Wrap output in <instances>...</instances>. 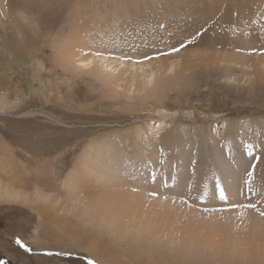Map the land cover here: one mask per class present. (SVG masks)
Returning <instances> with one entry per match:
<instances>
[{"label":"rangeland","instance_id":"1","mask_svg":"<svg viewBox=\"0 0 264 264\" xmlns=\"http://www.w3.org/2000/svg\"><path fill=\"white\" fill-rule=\"evenodd\" d=\"M42 1L0 0V264H264V0ZM127 22L147 28L121 32ZM149 59L193 68V85L139 104ZM122 76L124 90L102 84ZM201 134L233 166L215 190L191 148ZM135 156L157 173L119 176ZM166 171L184 187L167 191ZM98 190L143 204L114 216L92 206ZM153 196L177 204L152 213Z\"/></svg>","mask_w":264,"mask_h":264},{"label":"bare ground","instance_id":"2","mask_svg":"<svg viewBox=\"0 0 264 264\" xmlns=\"http://www.w3.org/2000/svg\"><path fill=\"white\" fill-rule=\"evenodd\" d=\"M49 1H47V0H43L42 1V8H45V4H47ZM58 4H60V0H54V5H55V7H56V9L59 11V5ZM12 18H13V16H12ZM117 18H118V16H117ZM122 22H124V19L122 18V19H119L118 21H116L115 22V24L116 25H120V24H122ZM133 23V24H132ZM132 23H129V22H127L126 24H125V27H123V28H119L120 30H121V32H123V31H138V30H141V29H143V28H147V25L145 24V23H136V22H132ZM145 24V25H144ZM97 25H98V23H97ZM167 25V24H166ZM154 27H159L158 26V24H156V23H153V24H151L150 26H149V28H154ZM174 27H176V26H174ZM129 33H131V32H129ZM80 41V40H79ZM82 41H83V39H82ZM74 43H76V41L74 42ZM77 44H78V41H77ZM88 44V43H87ZM97 44V43H96ZM106 44V43H105ZM99 45V44H98ZM177 45V44H176ZM109 47V46H108ZM108 49V48H107ZM7 50V49H6ZM60 50V49H59ZM62 51V50H61ZM138 51V50H137ZM137 51H136V53H137ZM5 52V51H4ZM63 52V51H62ZM135 52V51H134ZM149 52V51H148ZM6 54H7V51L5 52ZM4 53V54H5ZM140 54V53H139ZM135 56V55H134ZM6 58V57H5ZM62 62H64V61H62ZM62 62H58V63H62ZM140 63V62H139ZM66 64V63H65ZM64 64V65H65ZM141 65H142V75H141V73H139L138 72V74H137V76H138V78L139 79H142V77L143 78H145L146 79V76H147V78H148V80H146L145 82H142L141 81V84H139V88H138V90L136 91V94L138 93V98H136V100L137 99H139V100H137V102L139 103V104H145V103H147V101L149 102V101H154V102H158V104L162 101V97H165L164 95H165V93L167 92H170V91H172V90H177L176 88H177V86L178 87H182V88H185V87H187V86H189V87H191L192 85H193V83H192V80H190L189 81V78H192V76H194V74H195V72H193L191 75L189 74V75H186V73L187 72H189V71H192L193 70V68H190V67H187V65H182L181 67H177V68H171L170 67V65H168V60H166V59H157V60H155V59H153V60H146V61H142L141 63H140ZM60 65V64H59ZM63 65V64H62ZM13 66V65H12ZM12 66H11V68H12ZM61 66V65H60ZM79 66H87V64L86 65H79ZM150 66V68H152L151 69V72H147L146 70H144L145 69V67H149ZM174 66V65H173ZM217 66V65H216ZM62 67V66H61ZM135 67V66H134ZM156 67H158L159 68V70L157 71L156 70ZM219 67H217L216 69H218ZM70 69V68H69ZM85 69H87V67L85 68ZM154 69V70H153ZM216 69H214V70H216ZM71 70V69H70ZM73 70V69H72ZM101 70H98L97 71V73L98 72H100ZM158 72L161 74L160 75V78L158 79ZM208 72V71H207ZM81 73H83V72H81ZM84 73H86V72H84ZM96 73V72H95ZM102 73V72H101ZM100 73V74H101ZM200 73V71H198V74ZM93 74H94V72H93ZM147 74V75H146ZM96 76H97V74H95ZM103 75V74H102ZM186 75V76H185ZM74 76V75H73ZM89 76V75H88ZM113 76V75H112ZM116 76V75H115ZM114 76V77H115ZM75 77V76H74ZM79 77V76H78ZM98 77V76H97ZM103 77V76H102ZM105 77V76H104ZM103 77V78H104ZM109 77V76H108ZM111 77V76H110ZM123 77V76H122ZM82 78H83V76H82ZM86 78V77H85ZM115 79V78H114ZM117 79V78H116ZM127 79V78H126ZM72 80V79H71ZM106 80H107V78H106ZM179 80H181V81H183L182 83H180V84H178L177 83V81H179ZM81 81V80H80ZM101 81V80H100ZM73 82V81H72ZM74 83V82H73ZM102 84L103 85H106V86H108V85H114L115 87H117V89H121V90H124V89H126V88H124V87H126V85L128 86V81H125V76L123 77V78H121V79H118V81H108V82H104V81H102ZM130 84V83H129ZM80 85V84H79ZM102 85V86H103ZM182 85V86H181ZM44 87H46V86H44ZM54 87V86H53ZM132 87V86H131ZM137 87V86H136ZM124 88V89H123ZM44 90V89H43ZM101 90V89H100ZM120 90V91H121ZM133 90H136L135 89V87H134V89ZM112 91V90H111ZM127 92H129V91H127ZM44 94V93H43ZM116 94V93H115ZM92 95V94H91ZM94 95V94H93ZM98 95V94H97ZM107 95V94H106ZM118 95H119V92H118ZM123 95V94H122ZM108 96V95H107ZM103 97H104V95H103ZM110 97V96H109ZM114 97V96H113ZM118 97V96H117ZM129 97V96H128ZM101 98V97H100ZM126 98V97H125ZM110 99V98H109ZM114 99V98H113ZM85 100H87V99H85ZM106 100V99H105ZM130 101H134L135 100V98L134 97H131L130 99H129ZM37 101V100H36ZM35 101V102H36ZM98 101V100H97ZM108 101V100H107ZM39 102V101H38ZM37 102V103H38ZM58 102H59V100H58ZM64 102V101H63ZM85 102V101H84ZM34 103V102H33ZM99 103H101V102H99ZM103 103V102H102ZM101 103V104H102ZM104 103H105V101H104ZM56 105V104H55ZM96 105H97V103H96ZM104 105V104H103ZM56 106H58V105H56ZM93 106V105H92ZM139 106V105H138ZM50 107H52V105L50 106ZM16 109V111H18V110H20V106H16L15 107ZM123 108V107H122ZM135 108H137V107H135ZM22 110V109H21ZM171 115H174V114H171ZM21 119V118H20ZM19 120V119H18ZM217 127H220V126H217ZM151 127H150V129H148V131H151ZM183 133V132H182ZM181 133V134H182ZM198 135V134H197ZM201 135H203V134H201ZM175 136H177V135H175ZM179 136V135H178ZM174 137V135L172 134L171 135V137H173V138H177L176 139V142L178 143V141H179V137ZM161 138V137H160ZM202 138L203 139H201L202 141L201 142H195V143H192V145H191V148L192 147H194V145H196L195 146V148H194V150L195 149H197V151H199V152H201V153H203L202 154V156H201V164L203 163V164H205V166H202V167H205V169L206 170H203V172H205L206 173V179H205V181L207 182V181H210L211 182V184H210V186H211V188H212V185H215V188H214V190L215 189H217L218 188V185H217V181H218V183H220V185H224L225 183H227V182H229L227 179L229 178V176H227V177H224V176H220V173H221V171L223 172V170H226L227 171V169H225L226 167H229V163H227L228 162V159L227 158H225L224 160H222L220 157H218L216 160H215V158L213 157L214 155H215V151H213V149H211L210 147H209V145L207 144V142H209L210 143V138L208 137V136H205V134L202 136ZM228 138V137H227ZM169 140V139H168ZM168 140H167V142H166V144L168 143ZM228 141V140H227ZM145 144V143H144ZM166 144H162L163 146H162V148L160 149V153H162L163 151H164V149L166 148ZM134 145V143L132 142L131 144H130V147H132ZM174 145V144H173ZM198 145V146H197ZM96 146V145H95ZM158 146V145H157ZM215 146V145H214ZM4 147V146H3ZM185 147H187V146H185ZM216 147V146H215ZM6 148V147H5ZM173 148V147H172ZM189 149L188 147H187V149L188 150H190V151H192V149ZM214 148V147H213ZM217 148H219V147H217ZM216 148V149H217ZM215 149V148H214ZM137 150V149H136ZM244 151V150H243ZM136 152V151H135ZM239 152V151H238ZM151 154H154V153H150V155ZM137 155V154H136ZM162 155H164V154H162ZM192 155H194V154H192ZM105 156H108V159H107V161L106 162H110L109 161V153L108 154H106ZM195 156V155H194ZM199 156V157H200ZM247 155H245V154H243L242 155V158L244 159V160H246V157ZM113 158H114V156H113ZM135 158H136V160H138V163L137 162H135L136 164H134V162H133V159L131 160V165L130 166H127V168L126 167H124L123 169H124V171H123V174L122 175H119V176H124L125 174H127L129 171H130V174H127L126 176H129L130 178H128V180H131V181H135V180H137L138 178L136 177V175L138 176H141V177H145V178H147V177H152V176H149L148 175V170L150 171V173L152 172L154 175L157 173L156 171H157V168L156 169H152L151 170V167L149 168L148 167V165L146 166V164L147 163H151V161L153 160V158L151 157V156H149L148 158H150V159H152L151 161H149L148 159H146V158H142V156L141 157H136L135 156ZM195 158V157H194ZM240 159L241 161H240V163H242V165L244 164H246V161H244L243 159ZM20 159V158H19ZM141 159V160H140ZM212 159H214L216 162H215V166H216V169H215V171H213L212 169H211V172H210V170H208L209 168H208V166H209V163L211 162L210 160H212ZM103 160V159H102ZM136 160H134V161H136ZM200 160V159H199ZM90 161H92L91 159H90ZM158 161V160H157ZM102 162V161H101ZM261 162V161H260ZM199 163H200V161H199ZM212 163H214V162H212ZM89 164V163H88ZM96 164V163H95ZM100 165H101V163H99ZM117 164H120V162L118 161L117 162ZM196 164V163H195ZM198 164V163H197ZM87 165V164H86ZM85 165V166H86ZM92 166H94V163L93 164H91ZM135 165H137L136 167H135ZM92 166L91 167H89V166H87V167H89L90 169H92ZM110 166H116L115 164H114V160L113 159H111V165ZM109 166V167H110ZM86 167V168H87ZM100 168H101V170L102 171H106V170H108L109 169V167H106V165H105V169L103 170V163H102V166H99ZM118 167V166H117ZM231 168L233 167V166H230ZM229 167V168H230ZM100 168H99V170H100ZM108 168V169H107ZM111 168V167H110ZM193 168V167H192ZM22 169V168H21ZM114 169V168H113ZM26 170H28V169H26ZM25 170V171H26ZM110 170V169H109ZM108 170V171H109ZM233 170H234V172H237V168H233ZM196 171V170H195ZM22 172V171H21ZM24 172V171H23ZM27 172V171H26ZM112 172V171H111ZM119 172V171H118ZM122 172V171H121ZM172 172V171H171ZM200 172V171H199ZM216 172V173H215ZM30 173V172H29ZM88 173H89V176H90V174H91V171L89 170V171H87L86 173H82V175H84V174H86V175H88ZM105 173V172H104ZM103 173V174H104ZM201 173V172H200ZM204 173V174H205ZM224 173L225 172H223V174L222 175H224ZM94 174V173H93ZM121 174V173H120ZM166 174H169V179H165V184H166V186H167V191H170V193L171 192H173L174 193V190H178V187H180V189L182 188V187H184V186H181V185H179L177 182H176V180H174L175 179V177H174V175H171L170 174V172H168V171H166ZM195 174H198L199 175V173H195ZM194 174V175H195ZM202 175H203V173H201ZM237 174V173H236ZM236 174H229L230 175V178H234V177H236ZM16 175V174H15ZM112 175H113V172H112ZM201 175V176H202ZM211 175V176H210ZM21 176V175H20ZM92 176V175H91ZM100 176V175H99ZM126 176H124L125 178H126ZM193 176V175H192ZM105 177V176H104ZM117 177H118V175H117ZM123 177V178H124ZM195 177V176H194ZM193 177V178H194ZM199 177H200V175H199ZM198 177V178H199ZM114 178V177H113ZM116 178V177H115ZM140 178V177H139ZM14 180H17V179H19V177H17V176H14V178H13ZM90 179H91V177H90ZM95 179V178H94ZM97 179H98V177H97ZM103 177L101 178V179H98V180H100V181H103ZM106 179V178H105ZM108 179V178H107ZM13 180V181H14ZM73 179H71V178H68V180H67V184L68 185H70V183H72L73 185H72V187L73 188H75L76 187V184H78V183H76V181L75 182H73L72 181ZM85 180V182L87 183V182H91L90 180H89V178L88 179H84ZM92 180H93V178H92ZM150 180H153V179H151L150 178ZM156 180V179H155ZM168 180H170V181H168ZM204 180V179H203ZM97 180H94L93 181V183L94 182H96ZM99 181V182H100ZM141 181H143V180H138V184H140L141 183ZM171 181H173V182H171ZM144 183H145V181H143ZM155 182V181H154ZM195 185L194 186H196V185H199V183L200 182H196V181H192ZM234 182V181H233ZM83 183V182H82ZM93 183H91V184H93ZM203 183V182H202ZM201 183V184H202ZM230 183V182H229ZM235 183V182H234ZM90 184V185H91ZM95 184V183H94ZM118 184V183H117ZM135 184H137V182L135 183ZM137 184V185H138ZM157 184H159V183H154V185H153V188H152V190H154L155 188L154 187H156V185ZM89 185V184H88ZM189 185V184H188ZM233 185V184H232ZM151 186V185H150ZM159 186V185H158ZM194 186H192L193 188H195ZM225 186H227V185H225ZM224 186V187H225ZM78 187V186H77ZM133 187V186H132ZM191 187V188H192ZM192 188V189H193ZM211 188H209V193H210V191L213 189H211ZM220 188V187H219ZM222 188V187H221ZM71 190V189H70ZM75 190V189H74ZM172 190V191H171ZM149 191H151V188H150V190ZM190 191H191V189H190ZM115 192V191H114ZM124 193V192H123ZM133 193V192H132ZM131 193V196L130 197H128L127 199H126V201H123V202H121L120 200H119V198H118V196L117 197H115L116 195L113 193H111V192H103V191H94V196H96L97 197V199H98V201L97 200H95V202L97 203H95V202H93L92 204V206H94V205H97L101 210H103V208H105V205H106V201H108L107 202V206H106V208L108 209V208H111L110 210L112 211V213H113V215L114 216H116V215H122L126 210L127 211H129V210H131V208H134V207H132L133 205H137L136 207H141L142 206V204H143V201H142V199L140 198V199H138V200H136V202L135 201H133L132 202V200H131V198H133V197H137L135 194L133 195ZM143 193H145V194H147V192L145 191V192H143ZM142 193V194H143ZM167 193V192H166ZM191 193V192H190ZM194 192H192V196L191 197H193V196H196V195H194L193 194ZM141 193H139V195H140ZM185 194V193H184ZM203 194V193H202ZM154 195V194H153ZM167 195V194H166ZM189 195V194H188ZM199 195V194H198ZM201 195V194H200ZM216 195H214L213 197H209L208 199L211 201V200H215L216 199V197H215ZM257 196V195H256ZM120 198H121V196H119ZM126 197V196H125ZM124 197V198H125ZM161 197H163L165 200H162L163 198H156L155 199V196H153L152 198H151V202L152 203H154V204H152V203H150V204H147V209L148 210H151V212L152 213H154V212H157L158 211V208H159V206H161V205H159L158 206V203H161L162 201L163 202H165L166 203V205H168V206H173V208L175 207V203L177 204V202H176V198H171L170 196L168 197V196H161ZM188 197V196H187ZM189 197H190V195H189ZM190 197V200L189 201H196V199L197 198H199V197H194V198H191ZM113 198H115V205H113V207H111L112 205L110 204V205H108L109 204V201L110 200H112ZM211 198V199H210ZM148 199V198H147ZM155 199V200H154ZM157 199H159V200H157ZM114 200V199H113ZM112 200V201H113ZM149 200V199H148ZM255 200V199H254ZM253 200V201H254ZM150 201V200H149ZM148 201H146V203H147ZM101 203V204H100ZM114 203V202H113ZM145 203V204H146ZM149 203V202H148ZM199 205H203V202H197ZM201 203V204H200ZM99 204V205H98ZM165 205V206H166ZM193 206V205H192ZM215 206V205H214ZM223 206V205H222ZM189 207V204H185L184 206H182V210L183 211H189L191 208H188ZM163 208V207H162ZM165 208V207H164ZM168 208V207H167ZM126 209V210H125ZM123 210H125V211H123ZM136 210H138V209H136ZM174 211H176V209H173ZM174 211H171V212H173V213H175ZM138 212H139V210H138ZM164 214H166L167 213V211H164L163 212ZM107 215H108V217H110V216H112V215H109V214H106V216H104L105 218L107 217ZM169 215V214H168ZM196 223V222H195ZM168 236V235H167Z\"/></svg>","mask_w":264,"mask_h":264}]
</instances>
